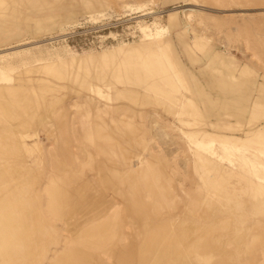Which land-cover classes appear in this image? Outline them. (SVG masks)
Wrapping results in <instances>:
<instances>
[{
  "label": "rangeland",
  "instance_id": "obj_1",
  "mask_svg": "<svg viewBox=\"0 0 264 264\" xmlns=\"http://www.w3.org/2000/svg\"><path fill=\"white\" fill-rule=\"evenodd\" d=\"M10 4L35 13L22 14V25L9 32L0 27V37L14 38L0 46V88L21 87L18 95L8 91L5 104L23 106L28 96L33 104L46 100L41 118L54 120L32 118L40 124L2 130L0 188L13 182L11 203L26 209L25 241L43 264L76 245L98 264H264V129L255 128L264 121V104L255 112L240 106L264 88V0H64L48 12L31 0ZM79 4L86 9L76 18L56 14ZM96 5L107 6L89 9ZM159 42L198 99H205L204 90L225 100L223 86L236 101L221 128L207 127L215 134L200 131L190 109L165 110L168 86L143 60ZM73 58L86 62L72 64ZM127 58L140 67L123 66ZM142 75L163 95L127 81L141 83ZM209 106L214 118L224 115ZM25 140L34 151L22 158ZM4 147L15 149L4 156ZM104 155L115 167H106ZM208 156L220 175L203 162ZM132 166L140 174L136 187L113 174L105 181V174ZM136 194L146 213L138 218ZM91 220L108 226L98 232L97 246L98 239H78ZM22 257L18 252L16 261Z\"/></svg>",
  "mask_w": 264,
  "mask_h": 264
},
{
  "label": "bare ground",
  "instance_id": "obj_2",
  "mask_svg": "<svg viewBox=\"0 0 264 264\" xmlns=\"http://www.w3.org/2000/svg\"><path fill=\"white\" fill-rule=\"evenodd\" d=\"M10 1H9L8 4H6V2L4 0H0V2H1V4H0V27L3 28V31H7V32L11 31L12 29H14L15 27H17L19 25H22V20H21L22 19V14L27 13V12H29L30 14H34L35 13V11L32 10V9L18 7L20 4H17L18 6L10 4ZM31 1L36 3V4H39L40 6L43 7V10L48 12V11L56 9V4H61L64 0H31ZM68 1L75 3V2H79L81 0H68ZM15 2H21V0H15ZM38 2H40V3H38ZM23 19H24V17H23ZM168 43L170 44L169 40H168ZM164 45H165L164 43H160L159 42L158 46H156L154 48H150L148 50V53L145 55L143 60H145L148 63L153 64L152 66L155 67L156 70H157V73H155L156 78L158 80L162 81L163 83H165V86L166 85L168 86V90L166 92H168L169 97L167 98V103L165 105L166 106L165 110H167L168 112H176L178 110V112L181 113V114H187L186 110L190 109V113L188 112V114H190L192 116H195L196 118L200 119V122H201L202 125H200L199 123L197 124L199 130L204 132V134H207V135L214 134L209 129H207V125H206V123L204 121V117H203V112L200 111V109L196 105V100L198 98H197V95H196V93L194 91V88H193L192 84L189 83L190 81L187 82V81H183L181 79V76H180L179 72L176 70V68L174 66V63L171 61V59L167 55H165L164 50L162 51ZM125 51H122V52H125ZM113 53H110V55L113 54ZM162 57L164 58V60L162 59ZM96 58H98V57L94 56L88 61L91 62V61L95 60ZM83 62H86V60H84V58H77V59L73 58L72 59V64H76V63L81 64ZM125 65H129L131 67H137V68H138V66L140 67V64L135 63L134 61L130 60L129 58H127V60H125V62H123V66H125ZM243 72H246V70H243ZM142 78H143V81H141V83L139 81H135V79L133 77H131V76L127 77V81L131 82V83H136L137 85H141L143 88L148 89L152 93H155L156 96L163 95L162 91L152 87L149 84V82L151 80H150V78L147 75H142ZM18 79H19L18 82L23 80L21 78V76L18 77ZM102 80H104V79H102ZM199 86L201 88H203V86H201V85H199ZM222 88H223V86L222 87L220 86V88L219 89L217 88V89L221 93H224L226 95L227 98L225 100L217 98V97L216 98H210V95L208 93L204 92V90H202V94L205 95V99H203L205 101V106L208 103L212 107V105L214 103V104H216V107H217V109L219 111H225L224 115L221 118H214L215 122L219 123V124H222L227 116H230V115L233 114L234 108L232 107V103L233 102L236 103V101L228 99V97H230V95L225 93L222 90ZM125 92L130 94V95H133V96H139V94H137L136 91L133 92V91H130V90H126ZM249 95H250V99H252L250 101L249 105H248V101L244 100L243 104H240V106H242V109H247L248 108L250 111L255 112V111H257L259 109L258 106L264 104V88L258 89L257 92H254V93L249 94ZM189 101L193 102V105L191 107H189V105H188ZM245 103H246V105H248V107L246 105H244ZM210 106H209V108H210ZM40 110L41 109H40V106H39V111ZM206 111H207V108H206ZM210 111H211V109H210ZM213 112H214V109H213ZM53 120H54V118L48 117V122H52ZM184 121L186 122L187 120L184 119L183 122ZM259 127L264 129V121L259 123L255 128H259ZM116 130H117V128H116ZM227 136L228 135H226V137ZM211 143L212 144L215 143V140L214 139L211 140ZM150 144H151V142H150ZM149 149H150L151 153H153V154L155 153V151L152 148H149ZM220 155H222V154H220ZM103 159L107 163L106 167L107 166H109V167H113L114 166V165H112V162H110V163L107 162V161H113V157L111 155H104ZM203 162H206L207 166H211V168H215L216 172L217 171L219 172V169H221L219 164L215 160L209 158V156ZM133 168L131 169V171H126V172H123V173H119L117 169L115 171H111V172L105 174L106 175L105 176V181L106 182L111 181L112 179L109 177V179H111V180H109L108 176H109V174L110 175L113 174L116 177V180L118 179L121 182L126 181L132 187H136L140 183V180L136 179L137 177L140 176V174H138V172L135 170V168L134 169ZM210 170H212V169H210ZM223 174H227V175L230 176V174L226 173V172H223ZM113 175H112V178H113ZM208 175H210V174H208ZM210 177L212 179H214L215 175H211ZM208 179H210V178H208ZM235 190H236V192H237V190L239 191V189H235ZM243 192L245 193V190ZM217 194H216V196H217ZM131 199H133V202H132L133 203L132 206L134 208V211L132 213L133 216L138 218V217H140V215H145L146 213L140 212V209H143V207H144L143 204H140V195L136 194V195L132 196ZM145 218H147V217H145ZM77 223H79V222H77ZM86 224H89L90 226L93 227V229L95 230V238L98 239L97 241H99V240L101 241L102 240L101 239L102 238L101 237L102 233H98V232H101V229L102 228L104 229L107 226L106 221L104 220L102 223H97L96 220H91V221L87 222ZM137 225H138V223H137ZM148 225L151 228H153L155 226H156V228L157 227H162V224L159 221L157 223L155 221L153 223H151V221H148L147 222V226ZM95 226L96 227L99 226V227L95 228ZM159 229H162V228H159ZM263 229H264V227H263ZM255 236L257 237V235H255ZM256 237H254V241L256 240L255 239ZM126 251L127 250H125L123 253L127 254ZM57 253H56V256H57ZM70 256H72V254ZM63 258H64V256L61 257L59 260H61V262H62ZM55 260H56V258L54 259V261ZM57 260H56V262H57Z\"/></svg>",
  "mask_w": 264,
  "mask_h": 264
},
{
  "label": "crops",
  "instance_id": "obj_3",
  "mask_svg": "<svg viewBox=\"0 0 264 264\" xmlns=\"http://www.w3.org/2000/svg\"><path fill=\"white\" fill-rule=\"evenodd\" d=\"M110 4V3H108ZM107 4V5H108ZM107 5H96V6H91L89 9H95L99 10L97 7H105ZM86 7H82V5L74 6L72 8H65L61 9L60 11L56 12V14L62 15V14H72L73 17H77L79 13L84 11ZM14 38L12 37H0V46L1 45H8ZM16 39V38H15ZM195 40V37L193 40L189 38V45L193 44ZM12 43V42H11ZM26 82V79H23ZM5 90L0 88V142L2 138V130L7 129V130H13L16 129L17 127L19 129H29L33 128L34 125H39L40 122L36 120V122H33V119H41L40 121L43 122L44 124L48 123V117H42V111L46 112V109L44 107L47 106L46 100L41 102L40 105L38 104H33V100L30 96L26 97L25 104L23 106H16V107H8L6 106V99L7 98H12V96H9V92L11 95H18L20 93V85L14 86V87H8ZM9 91V92H8ZM196 105L200 109V111L203 112V117L204 121L207 125V127L210 129H215V128H221L219 123H216L214 120V117L212 113L209 111H206V106H205V101L203 98L197 99L196 100ZM39 106H40V111H39ZM44 108V109H43ZM25 118V121L18 122L19 119ZM28 117V120L27 118ZM33 118V119H32ZM245 119L242 120L244 124H242L243 127H246V122L244 121ZM16 132V131H15ZM27 132L23 131L21 132V137H24ZM18 134V133H17ZM215 134V133H214ZM24 135V136H23ZM33 145L29 143V141L25 140V144L23 147L20 149V155L21 157H25L27 154H32L34 151V148L32 147ZM3 150V155L5 156V152L8 150H14L13 147H6L1 148ZM16 168L18 166H15ZM18 170V169H16ZM0 177H3L0 176ZM4 180V179H3ZM1 182V181H0ZM4 183V182H2ZM10 184L9 186H3L0 189L1 190V196L5 199V201L1 202L2 199H0V264H43L44 261L43 259L37 257V254L32 251L31 244H29L27 241H25L26 238L29 237V232L31 229V225L29 224L28 219L26 218L27 215H25V210L26 209H18L15 206L14 197L11 195L15 189L13 182L12 183H7ZM46 193H47V208L49 211V206H48V192L46 188ZM0 196V197H1ZM13 197V198H12ZM24 198V197H23ZM11 199L12 201L11 203ZM209 208H213L212 204L209 206ZM216 207V206H215ZM11 209V210H10ZM216 209V208H215ZM80 224V223H79ZM77 226V224H72L71 226ZM85 225V224H84ZM197 225V223H196ZM33 227V226H32ZM88 228L85 227V230H79L81 231L79 235V240L80 242H94L93 239L95 238V230L93 229L92 226H87ZM82 228V227H81ZM217 241L220 240V236L216 238ZM95 246H97V240L95 242ZM73 251V252H72ZM22 256L23 255V260L21 261H16L17 258L16 256L18 255ZM72 254V256H70ZM74 254V255H73ZM63 263L61 260H59L61 257H63ZM56 260L54 261V259ZM95 258L90 255V253L84 249L80 245H76L75 247L72 246L65 248L64 250L60 251L57 253V256L55 255L54 258L50 259L48 264H98L94 263Z\"/></svg>",
  "mask_w": 264,
  "mask_h": 264
}]
</instances>
